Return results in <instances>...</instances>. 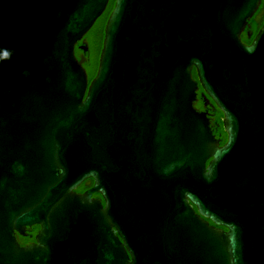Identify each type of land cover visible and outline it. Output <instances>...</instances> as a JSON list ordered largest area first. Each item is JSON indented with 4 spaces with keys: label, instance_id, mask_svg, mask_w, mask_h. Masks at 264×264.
Masks as SVG:
<instances>
[{
    "label": "water",
    "instance_id": "obj_1",
    "mask_svg": "<svg viewBox=\"0 0 264 264\" xmlns=\"http://www.w3.org/2000/svg\"><path fill=\"white\" fill-rule=\"evenodd\" d=\"M108 2L0 0V264H264L262 0H115L88 82Z\"/></svg>",
    "mask_w": 264,
    "mask_h": 264
},
{
    "label": "flooded vegetation",
    "instance_id": "obj_2",
    "mask_svg": "<svg viewBox=\"0 0 264 264\" xmlns=\"http://www.w3.org/2000/svg\"><path fill=\"white\" fill-rule=\"evenodd\" d=\"M263 1L264 0H262L261 5L259 6L258 10L255 12V14L249 20H247L246 26L240 35L242 42L247 44V45H249L253 41L254 37L256 36V34L258 33L259 29L261 28V26L264 22ZM109 2H110V0H109ZM109 2H108V5H109ZM108 5H107L103 14H107L108 7H109ZM112 9H113V7H111V9H109L107 16H109ZM105 24H106V21H105ZM104 27H105V25H104ZM87 34L85 35V37L83 38V40L81 42L77 43V45L75 47V55H76V49L77 48L83 47V49H84V50H81V54L78 56L76 55V57L81 62L82 67L84 68L85 72H86L85 66L88 63V58L86 55L88 54L89 45H90V40L88 39ZM94 39H95V37H94ZM83 42H85V44H83ZM193 78L195 80H197L196 77H193ZM193 108L197 112L203 113L206 115V117L209 121V126L213 132V135L215 136L216 139L221 140V136H222L221 130H223L222 129V122L218 121V116H220L221 112L212 104V102H210V101L207 102L203 98L202 90L200 87L196 91V99L193 102ZM221 120H222V115H221L220 121ZM92 186H93L92 180L84 181L76 189V192L80 193V194L85 193L86 191L90 190L92 188ZM92 198L97 199V200H101V203L104 205V201L102 200V198L99 194H93ZM210 225H211V223H210ZM39 231H40V226L30 225V226L24 227L22 229L21 234L17 231H14V235H15V238H16V240L20 246L29 247V246H32L36 242V238H37Z\"/></svg>",
    "mask_w": 264,
    "mask_h": 264
},
{
    "label": "trees",
    "instance_id": "obj_3",
    "mask_svg": "<svg viewBox=\"0 0 264 264\" xmlns=\"http://www.w3.org/2000/svg\"><path fill=\"white\" fill-rule=\"evenodd\" d=\"M114 1L115 0H110L109 2V7H108V12L109 9H111V7H113L114 5ZM263 5H264V1H263ZM107 14H103L95 23L94 27L89 31V33L87 34L88 39L90 40V45H89V51L88 54L86 55L88 58V63L85 66L86 69V74L88 77V82H90L93 77L96 74L97 71V67H98V59H99V55H100V51H101V47H102V41H103V36H104V25H105V21L107 20ZM95 37V39H94ZM81 54V48H77L76 49V55H80ZM193 77H196L195 72L193 71ZM221 115L218 116V121H220L221 119ZM222 136H221V145L224 144L225 140H226V135L223 132V130H221Z\"/></svg>",
    "mask_w": 264,
    "mask_h": 264
}]
</instances>
